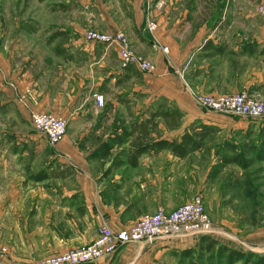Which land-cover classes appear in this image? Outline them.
I'll use <instances>...</instances> for the list:
<instances>
[{"label": "crops", "instance_id": "1", "mask_svg": "<svg viewBox=\"0 0 264 264\" xmlns=\"http://www.w3.org/2000/svg\"><path fill=\"white\" fill-rule=\"evenodd\" d=\"M257 2L95 4L102 31L125 32L133 49L156 65L154 74L134 65L122 67L115 47L89 42L79 31L24 27L23 32L34 35L32 41L0 54V111L7 119L0 121V243L9 249L0 264H43L48 257L92 243L101 226L126 229L147 213L171 211L189 201L171 188L170 178L198 151L186 157L169 150L133 153L139 141L133 127L151 118L156 100L181 112L182 124L169 130L161 120L156 132L150 128L155 140L179 139L194 123L230 137L264 135V123L206 111L192 93L247 91L264 97V24ZM61 34L64 40L56 42ZM16 56L26 63H17ZM53 56L68 67L63 71L49 64ZM215 60L222 64L209 68L207 63ZM207 76L212 85H205ZM8 83L17 84V96ZM224 90L230 93L219 92ZM92 94H102L107 104L96 106ZM89 98L90 105L80 104ZM32 112L67 116V134L55 147L34 130ZM198 241L176 236L130 243L89 264H158L156 256L194 248Z\"/></svg>", "mask_w": 264, "mask_h": 264}, {"label": "rangeland", "instance_id": "2", "mask_svg": "<svg viewBox=\"0 0 264 264\" xmlns=\"http://www.w3.org/2000/svg\"><path fill=\"white\" fill-rule=\"evenodd\" d=\"M100 1L0 0V54L7 53L11 49V45L14 47L16 43H19L24 47L23 45L25 43L32 41L31 36L34 35H31L27 31V34L23 32L24 27L32 31L38 29L41 32H47L49 30L59 32L60 29H66L68 31L71 29L73 31H79L77 33L79 35L81 34L82 37L83 33L87 30L103 32L102 22L104 21L94 11L96 9L95 4ZM106 2L113 3V0H103L104 4ZM260 2H257L255 6H258L257 10L262 15L261 20L264 24V0H260ZM115 32H122L128 39L129 48L135 54L149 60L154 65L151 71L145 72L147 74H154L156 72V65L150 59L137 53L133 49L131 41L125 32ZM63 40L64 37L62 34L55 39L56 42ZM14 50L15 54L18 55L16 47ZM16 57L18 59H16L17 63H26L21 57ZM47 62L52 64V66H57L59 70L63 69V71L68 67L65 61L59 57L53 56ZM216 63L217 60L210 64L208 62L207 66L210 65L209 68H211V66L222 64L219 61ZM121 66L123 67L122 63ZM1 69L2 65L0 60V78L2 76ZM212 69L216 70L217 68L213 67ZM208 78L209 76H207L206 86L212 85ZM8 84L10 89L16 93L15 96H17V84ZM212 92L214 91L195 90L192 92L193 101L198 107H201L196 97ZM219 92L230 93V91L226 90ZM67 94H71V91ZM249 94L253 98L263 97ZM100 95L102 94L91 95L95 105L98 107L107 104L103 95V103L99 101L98 96ZM22 97L24 98L25 95H22ZM91 98H89L88 102L85 100L81 101L80 104L90 105ZM161 103H163L162 100H156L154 102L155 108H158ZM55 115L64 117L67 120V116H64L65 114L63 113ZM225 115L245 118L233 114ZM6 120L0 111V121ZM256 121L258 123H264V119H257ZM122 127L128 128V126H123V124ZM263 138L264 135L261 134L259 136L253 135L245 139L240 134L230 137L225 131L216 128L215 132L208 139L205 149L198 151L197 156L190 158L185 163V166L180 169L176 177L170 178L171 188H176L178 195H184L190 198L189 201L197 194L203 197L206 212L215 228L214 234L210 237L216 239L219 245H227L242 252H253L260 255H264ZM236 155H239L244 161H251L250 166L248 168H242L236 163H225V158L235 157ZM198 238H201V236ZM0 245L2 244L0 243ZM218 247L216 246V249ZM210 257V254H201L196 251L192 256H188L184 251H170L162 256H156L154 260L158 264H220L221 260L218 256L212 259ZM237 264L242 263L238 262Z\"/></svg>", "mask_w": 264, "mask_h": 264}, {"label": "built area", "instance_id": "3", "mask_svg": "<svg viewBox=\"0 0 264 264\" xmlns=\"http://www.w3.org/2000/svg\"><path fill=\"white\" fill-rule=\"evenodd\" d=\"M155 28L156 24L151 23L150 29ZM83 38L89 42L115 47L123 67L134 65L142 72L154 68L149 60L135 54L129 48L128 39L122 32L103 33L87 30L83 33ZM164 49L167 51L166 47ZM98 97L103 103V96ZM196 99L202 108L211 112L255 120L264 119V97L253 98L246 91L222 95L202 94ZM30 119L34 130L41 133L51 147L59 144L67 134L68 122L64 117L52 113L33 112ZM214 232L215 228L206 212L203 197L197 194L175 210L158 209L153 213H147L129 228L114 230L109 226H101L92 243L48 257L43 264H89L116 253L130 243L143 241L153 243L158 239L176 236H211ZM8 252L5 246L0 245V259Z\"/></svg>", "mask_w": 264, "mask_h": 264}, {"label": "trees", "instance_id": "4", "mask_svg": "<svg viewBox=\"0 0 264 264\" xmlns=\"http://www.w3.org/2000/svg\"><path fill=\"white\" fill-rule=\"evenodd\" d=\"M161 103L157 110L152 114L151 118L140 125H135L132 132L138 131L135 137L136 141L133 145L135 156L141 155L153 150L159 152L162 150H169L174 155L179 157H186L187 155L205 149L208 139L211 134L215 132L214 128L202 123H194L189 130L178 139H158L151 137L150 128L157 131L159 122L162 120L169 130H176L182 124V113L177 109H166L165 105ZM151 125V126H150ZM148 139L147 143L142 139ZM225 163H236L242 168H248L251 161L242 160L239 155L235 157L225 158ZM136 164V162H132ZM216 246H219L216 249ZM195 251L201 254H210V258H220V264H264V255L255 254L253 252H242L237 249L228 247L227 245H219L218 241L210 236H201L196 247L184 250L188 256L195 254Z\"/></svg>", "mask_w": 264, "mask_h": 264}]
</instances>
